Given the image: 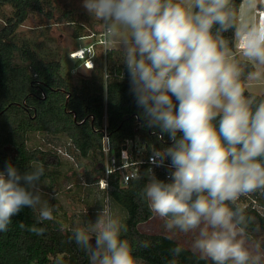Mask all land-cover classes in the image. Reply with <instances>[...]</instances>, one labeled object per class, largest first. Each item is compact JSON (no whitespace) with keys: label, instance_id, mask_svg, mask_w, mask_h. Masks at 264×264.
I'll list each match as a JSON object with an SVG mask.
<instances>
[{"label":"clouds","instance_id":"obj_1","mask_svg":"<svg viewBox=\"0 0 264 264\" xmlns=\"http://www.w3.org/2000/svg\"><path fill=\"white\" fill-rule=\"evenodd\" d=\"M258 3L264 0H244V15L233 0H83L106 37L123 45L130 91L146 126L173 141L150 157L157 167L170 159L168 182L147 169L140 198L168 231L193 234V253L212 264H264L262 242L249 232L255 218L240 200L264 192V98L245 94L264 80V10ZM230 29L231 42L223 35ZM44 174L37 162L23 174L11 163L0 171V232L29 207L38 213L36 223L21 221L20 228L44 235L46 228L37 224L56 219L38 187ZM102 204L97 220L72 229L70 239L90 264H139L123 238L127 223ZM182 251L180 245L171 249L174 257Z\"/></svg>","mask_w":264,"mask_h":264},{"label":"trees","instance_id":"obj_2","mask_svg":"<svg viewBox=\"0 0 264 264\" xmlns=\"http://www.w3.org/2000/svg\"><path fill=\"white\" fill-rule=\"evenodd\" d=\"M243 1L233 0L238 11ZM46 2L0 0V7H12L11 16L0 29V171H4L9 163L21 174L29 171L33 162L44 166L61 165L55 152L29 147L30 135L36 132L53 138L63 136L81 159L97 154L102 157L101 130L105 116L112 150L116 153L127 139L136 137L143 139L149 149L162 150L171 146L173 141L167 133H162L158 127L146 126L140 115L143 110L130 91V80L113 76L105 80V68L113 73L127 67L123 51H106V57L97 60L90 76L76 78L70 70L65 71L59 59H43L28 42L14 40L30 14L45 13ZM48 16L52 17V14ZM80 28L78 35L83 30L82 26ZM223 35L233 41L232 29ZM248 93L252 92L246 90L245 94ZM257 95L264 98V94ZM173 100L178 108L175 97ZM180 135L182 133H178ZM102 171L101 167L100 173ZM145 183L146 179L141 178L122 187L118 180L112 179L106 192L109 203L120 206L127 213L128 232L123 238L132 243L137 260L142 264H169L173 259L177 264H212L210 260H201L198 253H193L174 238L140 230L142 224L154 217L148 202L139 195ZM260 202L264 207V194ZM247 213L255 218L249 229L253 241L260 240L264 248V212L247 210ZM37 215L31 208L24 207L13 217L9 230L0 232V264H90L88 253L70 239L72 229L62 230L57 221L37 224V227L46 228L42 236L20 228L21 221L26 226L36 223ZM257 225L259 230H254ZM139 241H149L150 247H138ZM177 245L184 251L174 257L171 249Z\"/></svg>","mask_w":264,"mask_h":264},{"label":"rangeland","instance_id":"obj_3","mask_svg":"<svg viewBox=\"0 0 264 264\" xmlns=\"http://www.w3.org/2000/svg\"><path fill=\"white\" fill-rule=\"evenodd\" d=\"M46 1L45 13L30 14L28 20L18 29L14 40L19 43L28 42L43 59H59L65 66V71L70 70L76 78L90 76L92 70L79 68L78 61L70 58V53L87 47L93 40L83 37L92 32H99L103 26L87 12L83 0ZM260 5L261 3H258V7ZM242 9L243 14L247 15V9ZM11 13V6L0 7V29ZM49 13L52 17L48 16ZM80 26L83 30L78 35ZM118 49H123V45ZM103 52L102 48L97 49L96 62L103 57ZM247 90L255 94H264V80L255 82ZM28 144L30 148L40 147L55 152L61 161L60 166H44L47 175L41 178L38 187L42 199L47 200L50 206H54L53 215L56 218L54 221L60 225L61 222L67 225L64 229H74L88 221L94 223L103 208L102 203H108L114 213L126 222V211L118 205L109 203L106 193L97 186L103 161L101 155L81 159L73 149H70L69 142L63 136L53 138L39 132L30 135ZM140 230L149 234H164L191 249L193 234L180 233L178 230L168 231L164 220L156 215L149 222L142 224ZM92 242L94 245V237ZM138 262L142 264L141 261Z\"/></svg>","mask_w":264,"mask_h":264},{"label":"built area","instance_id":"obj_4","mask_svg":"<svg viewBox=\"0 0 264 264\" xmlns=\"http://www.w3.org/2000/svg\"><path fill=\"white\" fill-rule=\"evenodd\" d=\"M261 5L258 9L264 10V4ZM83 39H92L93 41L90 42L87 47L72 51L70 53V58L78 61L79 68L84 67L86 70L93 71L97 63V49L102 48L104 50L103 58H105L106 51L111 49V39L106 37L103 29L97 33L92 32L90 35L84 36ZM76 69L78 68L76 67ZM111 76L117 77L119 80H130L127 67H122L119 70H115L113 73L105 68V80ZM101 135L103 171L97 181V186L102 191L105 193L108 191L110 180L112 179L118 180L122 187H126L132 180L141 178L147 179L144 174L149 168L152 169L157 179L163 178L168 181L169 165L171 163L170 159H166L164 165L160 167L151 163L150 157H152L155 149H149L147 143L143 139L140 137L127 139L123 143L120 152H114L111 146L106 116ZM263 194L264 192L257 191L246 197L242 196L240 200L245 205L246 210H253L263 214L264 207L260 202Z\"/></svg>","mask_w":264,"mask_h":264},{"label":"crops","instance_id":"obj_5","mask_svg":"<svg viewBox=\"0 0 264 264\" xmlns=\"http://www.w3.org/2000/svg\"><path fill=\"white\" fill-rule=\"evenodd\" d=\"M243 4V3H242ZM240 12H242L243 13V9L242 8H240ZM100 31H102V29L100 30ZM99 31V32H100ZM111 49H114V50H121V51H123V49H118V48H116V46H115V44L111 41ZM114 46V47H113ZM113 47V48H112ZM79 65V64H78ZM98 179H99V177H98Z\"/></svg>","mask_w":264,"mask_h":264},{"label":"water","instance_id":"obj_6","mask_svg":"<svg viewBox=\"0 0 264 264\" xmlns=\"http://www.w3.org/2000/svg\"><path fill=\"white\" fill-rule=\"evenodd\" d=\"M91 243L93 244V242L91 241Z\"/></svg>","mask_w":264,"mask_h":264}]
</instances>
